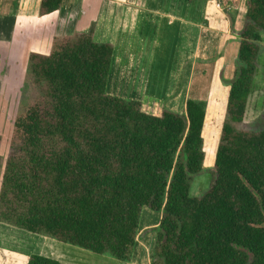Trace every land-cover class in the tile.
Masks as SVG:
<instances>
[{
    "label": "trees",
    "instance_id": "obj_1",
    "mask_svg": "<svg viewBox=\"0 0 264 264\" xmlns=\"http://www.w3.org/2000/svg\"><path fill=\"white\" fill-rule=\"evenodd\" d=\"M216 1L233 20L240 0ZM61 4L40 0L37 13ZM245 5L201 195L190 190L206 167V101L187 98L178 112L156 97L109 94L113 46L94 40L91 23L53 36L47 53H28L26 83L37 94L16 113L0 155V222L128 262L147 206L161 213L150 264H264V128L237 127L262 47L264 0ZM26 264L65 263L32 253Z\"/></svg>",
    "mask_w": 264,
    "mask_h": 264
},
{
    "label": "crops",
    "instance_id": "obj_2",
    "mask_svg": "<svg viewBox=\"0 0 264 264\" xmlns=\"http://www.w3.org/2000/svg\"><path fill=\"white\" fill-rule=\"evenodd\" d=\"M242 1L243 5L236 10L232 23L223 8L216 7V0H97L96 3L92 1L95 3L93 7L89 3L83 7L82 23L74 24L77 25L75 29L65 32L61 29L63 33L56 30L60 26V20L66 17L70 6H75V0H62L58 11L39 18L44 19L47 27H52L55 23V27H52L54 35L87 31L90 22L94 23V40L110 42L113 46L106 84V91L109 94L127 99L141 100L144 96H151L163 100L169 89L175 94L181 88L178 96L183 94L185 105L187 98L206 101L205 98L188 94L192 85L191 65L196 62L189 61L186 66L185 60L191 57V50L196 51L194 55L198 59H205L208 39L215 42V52L221 49V42L233 37L229 33L231 24L237 31L242 28L246 11L245 0ZM76 7L79 8V5ZM146 34L154 36L151 44H146L147 41L144 43L142 38ZM54 35L51 33L49 36L47 51H37L47 53ZM166 35L168 36L165 41L170 38L177 40L175 54L169 66L166 57L165 63L160 66L156 64L155 58L161 53L159 42L164 40ZM160 216V211L147 206L142 207L132 255L128 262H120L113 257L92 253L87 249L27 230L28 233L21 231L16 234L21 238L19 244L24 247L22 253L17 255L22 259V264L27 263L32 253L51 257L65 264H150L156 237L155 228Z\"/></svg>",
    "mask_w": 264,
    "mask_h": 264
},
{
    "label": "rangeland",
    "instance_id": "obj_3",
    "mask_svg": "<svg viewBox=\"0 0 264 264\" xmlns=\"http://www.w3.org/2000/svg\"><path fill=\"white\" fill-rule=\"evenodd\" d=\"M38 1L0 0V155L4 158L9 149L12 123L16 113L21 107L32 101L37 94V89L30 80L26 83L28 53L37 50L47 51L49 36L51 33L53 35L55 33L52 31L55 23L52 27L45 26L44 19H40L38 13H36L38 11ZM79 1L81 4H79ZM92 1L97 2V0H75V6H70L64 20H60V26H58L56 32L63 33V30L65 32L75 29L77 25L74 26V24H81L83 21L81 18L83 7H86L87 3L93 7L95 3ZM242 3L243 1L240 0L238 6L232 10L233 15H236V10L243 5ZM77 4L79 8L76 7ZM75 10H77L76 13ZM229 30L230 35L233 37L221 42V49L214 52L216 44L208 39L205 59H198L194 55L196 51L191 50V57L185 60L186 66L189 61L196 62L191 65L192 85L188 94L205 98L207 104L203 127L204 144L206 145L204 164L206 167L194 176L190 190L191 195H201L212 179V159L224 117L228 89L224 79H229L232 75L236 62L235 51L238 31L233 27H229ZM168 35L164 36V40L159 42L161 53L155 58V62L160 66L165 63L166 58L169 61V66L175 54L174 47L177 40L176 38H170L165 41ZM261 36L263 42L256 62V72L253 78L252 91L248 98L246 114L243 121L237 125L241 129L257 130L264 128L263 31ZM153 37V35L146 34L142 39L144 43L147 41L146 44H151ZM146 59L148 60V57ZM216 59L220 61H216ZM179 91H181V88L175 94L171 93V89L168 90V95L162 100L165 107L182 111L184 96L182 93L178 96ZM21 231L28 233L26 230L0 222V264H22V259L17 254L22 253L24 247L19 244L21 238L16 235Z\"/></svg>",
    "mask_w": 264,
    "mask_h": 264
},
{
    "label": "water",
    "instance_id": "obj_4",
    "mask_svg": "<svg viewBox=\"0 0 264 264\" xmlns=\"http://www.w3.org/2000/svg\"><path fill=\"white\" fill-rule=\"evenodd\" d=\"M224 13H225L226 16L228 17L230 23H232V20H231V18H230V15H229L228 11H227V10H224Z\"/></svg>",
    "mask_w": 264,
    "mask_h": 264
},
{
    "label": "built area",
    "instance_id": "obj_5",
    "mask_svg": "<svg viewBox=\"0 0 264 264\" xmlns=\"http://www.w3.org/2000/svg\"><path fill=\"white\" fill-rule=\"evenodd\" d=\"M215 5H216V7H218V8H222V7H221V4H220L218 1H216Z\"/></svg>",
    "mask_w": 264,
    "mask_h": 264
}]
</instances>
